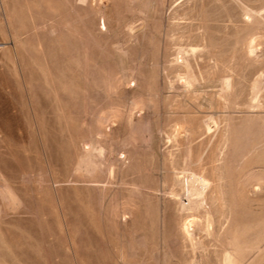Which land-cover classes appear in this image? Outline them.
Instances as JSON below:
<instances>
[{
	"label": "rangeland",
	"instance_id": "374dc122",
	"mask_svg": "<svg viewBox=\"0 0 264 264\" xmlns=\"http://www.w3.org/2000/svg\"><path fill=\"white\" fill-rule=\"evenodd\" d=\"M189 147L224 212L194 260ZM263 164L264 0H0V264H264Z\"/></svg>",
	"mask_w": 264,
	"mask_h": 264
},
{
	"label": "bare ground",
	"instance_id": "6f19581e",
	"mask_svg": "<svg viewBox=\"0 0 264 264\" xmlns=\"http://www.w3.org/2000/svg\"><path fill=\"white\" fill-rule=\"evenodd\" d=\"M101 23H102L101 25H104L103 18H102ZM185 50L186 51L184 53H182L183 55H185V54L187 55V54H189L188 52L194 51V49L192 47H190L189 49H185ZM179 57H181V56H178V58ZM185 57H187V56H185ZM185 57H181V59L184 58V60L181 61V65H180V67H182V69L179 70L177 75L183 79L182 86L184 84V86L186 88L184 86L183 87L185 89H187L190 86L192 87V85L196 86V84H194V83L192 84V81L194 79V74H193V71L190 69L191 66H190L188 60H186ZM175 60L177 62V57L175 58ZM195 81L196 80H194L193 82H195ZM224 85H225L224 90H226V88H230V86H231L230 80L225 79ZM224 85H223V87H224ZM194 86H193V88H194ZM190 88H189V90H190ZM217 94H219V93H217ZM221 96L222 95H220V97ZM238 99H241V98H238ZM254 102H255V100H254ZM253 103H251V104H253ZM253 106H255V105H253ZM202 122H203V125H202V123L197 125L198 130H195L194 128H192L190 126H187L185 128L183 127L182 130L188 132V136H189L190 141H192V140L194 141L195 139H197L202 134L208 133L210 130L217 129L218 124H223V123L226 124L224 117L218 121V120L214 119L212 116H208L207 120H203ZM196 123H197V120H196ZM224 124H223L222 128L219 129V134H218V136H219L218 141L219 142L218 143H221L226 139V129H225ZM200 125H202V127ZM212 127H214V128H212ZM173 135H175V134H173ZM172 138H173V136H172ZM174 138H176V137H174ZM201 143H202V140L199 141V144H201ZM90 148H91V146H90ZM94 149H97V151L100 152L99 148L94 147ZM86 150H88V149H86ZM190 150H191V147H189L188 153L184 155V157L182 159V164L179 167H176V166L172 167V169H171L172 170L171 173L173 174L172 175L173 176L172 177L173 178L172 179V185H171L170 190L167 193L170 192V195L173 197V199L175 198V200L178 202L180 212H183L180 229H181L182 236L186 242L185 243L186 246L188 245L190 247V248L188 247V249L191 250V256H190L191 258L190 259L194 260L196 258V255H197V254L195 255V252H194L196 245L197 244L203 245V242H204L203 239H205L206 237L209 238L210 236H213V234L216 232V230L220 229V225L222 224L221 216H223L224 212L221 208V203H222L221 202V195L222 194L220 191L221 176L218 172L217 173L214 172V171H216L217 166L213 165L211 163V165H210L211 173H209L211 175H208L206 172V169L202 168V166H201L200 171H195L192 168V164L195 161H200L201 158L198 156V158L194 159L191 155ZM263 166H264V164H263ZM111 170L112 169H110V171ZM5 191H6L5 186L0 183V193L3 194ZM213 209L217 213L215 216L213 215ZM215 224H217L218 228H216ZM195 236H197V237H195ZM200 247H202V246H200ZM203 247H205V246L203 245ZM202 250H201V252H203ZM236 254H238V253L228 251L224 254V260H226L229 264H236L237 260L239 258H241L240 255H238V257H237ZM242 257H243V255H242ZM196 259H198V258H196Z\"/></svg>",
	"mask_w": 264,
	"mask_h": 264
}]
</instances>
